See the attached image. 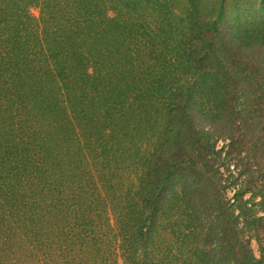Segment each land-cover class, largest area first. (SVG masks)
Instances as JSON below:
<instances>
[{
  "label": "trees",
  "instance_id": "16d2710c",
  "mask_svg": "<svg viewBox=\"0 0 264 264\" xmlns=\"http://www.w3.org/2000/svg\"><path fill=\"white\" fill-rule=\"evenodd\" d=\"M0 264H264V0H0Z\"/></svg>",
  "mask_w": 264,
  "mask_h": 264
},
{
  "label": "rangeland",
  "instance_id": "374dc122",
  "mask_svg": "<svg viewBox=\"0 0 264 264\" xmlns=\"http://www.w3.org/2000/svg\"><path fill=\"white\" fill-rule=\"evenodd\" d=\"M136 133V132H135ZM138 135V134H137ZM137 140H138V145H140L139 147L137 146L138 149H133V154H135L136 158L139 160L137 161V166L136 167H139L140 165L144 164L145 161H142V156H143V152L144 150H146V148H151L150 144H152V141L148 140L147 138H145L144 136L140 135L139 137L137 136ZM223 140H218L217 141V148H220L221 144H222ZM133 159L128 157L126 158L123 162H122V165L126 168V170L128 172H130L131 170V161ZM127 180V177H126V172L124 170V176H123V181Z\"/></svg>",
  "mask_w": 264,
  "mask_h": 264
}]
</instances>
